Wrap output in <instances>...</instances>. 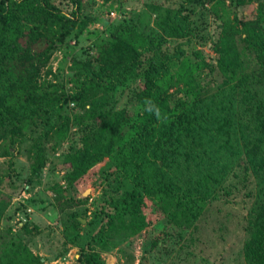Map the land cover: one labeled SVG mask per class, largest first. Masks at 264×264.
Returning <instances> with one entry per match:
<instances>
[{
	"label": "trees",
	"instance_id": "16d2710c",
	"mask_svg": "<svg viewBox=\"0 0 264 264\" xmlns=\"http://www.w3.org/2000/svg\"><path fill=\"white\" fill-rule=\"evenodd\" d=\"M134 1L100 0V18L83 0H0V264H46L29 245L39 232L26 210L33 199L17 197L63 141L65 186L49 187L63 200L84 204L73 184L103 163L73 264H105L96 249L105 232L144 203L155 224L142 251L177 254L209 205L240 190L237 254L264 264V0ZM19 153L28 161L21 186ZM68 217L57 258L82 224L77 211Z\"/></svg>",
	"mask_w": 264,
	"mask_h": 264
},
{
	"label": "rangeland",
	"instance_id": "374dc122",
	"mask_svg": "<svg viewBox=\"0 0 264 264\" xmlns=\"http://www.w3.org/2000/svg\"><path fill=\"white\" fill-rule=\"evenodd\" d=\"M133 2L134 0H124ZM145 1H154L163 5H174L176 0H139V4ZM135 2V1H134ZM254 3L250 6L242 7V10L253 8ZM126 9L128 6H125ZM82 11L91 15H96L100 18H106L105 5L101 4L100 0H83ZM113 15L109 17L116 18L118 14L113 11ZM88 29H102V24L92 22L87 25ZM88 41H81L87 43ZM72 44V40L69 41ZM202 53L210 60L212 56L205 46L200 47ZM59 53L54 52L50 59L49 65L51 70H55L58 63ZM66 72V70H65ZM68 72V71H67ZM50 78V76H48ZM127 89H123L117 94V106L125 103ZM128 106L133 103L126 102ZM70 105V104H69ZM67 148V141L60 143L48 156V159L40 172L39 183L34 184L30 189L25 188V196H30L33 199V205L29 212V219L39 227V232L30 242V248L33 252L44 257L46 264H73L76 256L79 243L84 239V230L86 221L90 219L92 210L91 203L99 195L98 185V167L103 163L96 164L89 170V174L80 178L73 184V198L87 199L84 204L68 202L63 200V196L55 195L49 188L53 182H58L62 187L65 186L61 175L65 168L61 161V154ZM7 164V157L0 155V167ZM28 161L26 157L19 153L15 157L14 168L19 175L17 183L23 185V181L27 174ZM14 178V177H13ZM15 179V178H14ZM13 179V180H14ZM7 178H4L3 187L4 193L10 194L11 190L5 187ZM14 195H17L14 194ZM19 199H24L20 194ZM228 202L223 200L213 201L206 211H204L200 219L195 223L196 228L189 232H185L184 246L179 253L171 249L170 252L142 251V245L147 242V233L145 231L151 229L155 224L153 219H150L147 213V203L143 204L140 212L133 213L128 216H119V219L112 227L105 232L104 240L96 247L105 264H243L238 251L241 247L243 231L241 225L245 214L244 206L247 204L246 197L240 191H234L228 196H225ZM60 201L56 209L53 203ZM8 209L13 210L15 203L11 202ZM55 205V204H54ZM83 209H86L84 212ZM72 211H77L82 215V224L77 227V237L66 242L67 250L62 257H54V246L60 243L63 236V231L68 233L69 223L68 214ZM152 217V216H151ZM153 218V217H152ZM18 225L14 226L15 228ZM159 229H156V231ZM71 236V233H68ZM190 234V235H189ZM191 238L189 239V237ZM54 257V258H53ZM144 257V258H143ZM237 259V260H236ZM237 262V263H235Z\"/></svg>",
	"mask_w": 264,
	"mask_h": 264
},
{
	"label": "built area",
	"instance_id": "2783aa9c",
	"mask_svg": "<svg viewBox=\"0 0 264 264\" xmlns=\"http://www.w3.org/2000/svg\"><path fill=\"white\" fill-rule=\"evenodd\" d=\"M113 13H114L113 11H109L108 14H109L110 16H112ZM20 195H21L23 198L27 197V196H25V191H23V190L20 192ZM26 210H27V212L30 211L29 208H27Z\"/></svg>",
	"mask_w": 264,
	"mask_h": 264
}]
</instances>
